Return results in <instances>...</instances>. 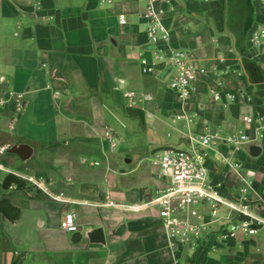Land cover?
<instances>
[{
  "label": "crops",
  "instance_id": "crops-1",
  "mask_svg": "<svg viewBox=\"0 0 264 264\" xmlns=\"http://www.w3.org/2000/svg\"><path fill=\"white\" fill-rule=\"evenodd\" d=\"M159 7L171 49L197 70L185 103L169 90L171 66L148 43L145 1L0 0V199L20 212L14 222L0 214V264H264V228L222 238L245 221L227 207L192 255L170 248L155 208H138L166 187L151 164L155 151L189 150L209 138L207 149L197 147L207 155L209 183L227 204L264 221V45L247 41L264 23V6L169 0ZM143 59L153 73H142ZM9 92L22 95L21 113ZM141 140V154L118 153ZM21 144L34 164L18 167L6 153ZM252 146L260 148L256 158ZM8 174L25 189H3ZM108 201L136 209L97 206ZM68 211L82 235L102 229L105 245L71 243L61 229ZM201 211L210 221L209 208Z\"/></svg>",
  "mask_w": 264,
  "mask_h": 264
},
{
  "label": "built area",
  "instance_id": "built-area-1",
  "mask_svg": "<svg viewBox=\"0 0 264 264\" xmlns=\"http://www.w3.org/2000/svg\"><path fill=\"white\" fill-rule=\"evenodd\" d=\"M145 1L143 18L147 22L146 37L152 48V53L157 61L166 60L172 68V76L169 81V90L181 103L187 102L195 92L194 84L197 79V70L187 60V55L181 51H174L170 47V33L163 22L164 12L159 7L168 4L169 0H142ZM211 2L214 0H200ZM264 6V0H255ZM119 24L124 25L123 16L119 18ZM248 44L251 48H259L264 45V23L257 27L248 37ZM143 74L153 73V68L143 59L140 61ZM218 95L217 92L213 91ZM9 98L15 102L14 112L21 113L24 109L22 95L7 93ZM132 96L129 95L128 98ZM219 96L214 99L219 100ZM233 100V97H228ZM5 102L0 98V107ZM247 124L255 121L244 118ZM262 123V120H257ZM105 138L111 141L110 132L105 133ZM245 137L241 141H245ZM196 147L189 150L175 148H163L152 154V167L156 170L159 179L166 182V187L158 194L139 206V209L155 208L161 220L162 229L167 237L171 249L185 251L191 255L203 249L202 235L205 228L214 222L218 209L227 207L245 218L231 228L230 232L222 234V238H232L238 231H244L246 235L252 236L257 228H264V221L252 216L246 207L237 208L227 204L221 197L218 187L208 181L206 169L207 155L197 147L207 149L211 144L209 138L195 141ZM28 184L49 196L52 200L66 203L61 197L49 194L43 187L41 180L28 179ZM104 208H129L120 206L111 201L98 204ZM204 206L209 208L210 221L203 223L204 213L201 211ZM61 229L67 234L76 233L75 213L68 211L64 214ZM175 264H180L175 261Z\"/></svg>",
  "mask_w": 264,
  "mask_h": 264
},
{
  "label": "water",
  "instance_id": "water-1",
  "mask_svg": "<svg viewBox=\"0 0 264 264\" xmlns=\"http://www.w3.org/2000/svg\"><path fill=\"white\" fill-rule=\"evenodd\" d=\"M6 153L17 156L22 162H27L33 157V150L28 145H17L12 146ZM260 154V148L258 146H252L249 149V156L251 158H256ZM28 194H33L34 190H27ZM82 238H85L89 244L95 245H105V236L103 230L98 228L96 230H91L89 232L81 234V230L77 229L76 233L72 234L71 243L76 244L80 242Z\"/></svg>",
  "mask_w": 264,
  "mask_h": 264
},
{
  "label": "trees",
  "instance_id": "trees-1",
  "mask_svg": "<svg viewBox=\"0 0 264 264\" xmlns=\"http://www.w3.org/2000/svg\"><path fill=\"white\" fill-rule=\"evenodd\" d=\"M1 186L3 189L14 186L18 190H22L25 189V182L12 174H8L4 178ZM0 214L9 222H14L18 219L20 212L17 208L13 207L7 199L2 198L0 199ZM18 263L19 262L16 261L13 264Z\"/></svg>",
  "mask_w": 264,
  "mask_h": 264
},
{
  "label": "rangeland",
  "instance_id": "rangeland-1",
  "mask_svg": "<svg viewBox=\"0 0 264 264\" xmlns=\"http://www.w3.org/2000/svg\"><path fill=\"white\" fill-rule=\"evenodd\" d=\"M249 37V36H248ZM248 41V40H247ZM144 148V143L143 141H138V142H127L126 145L124 147H122V149H120L118 151L119 152H123V151H127L126 153H133L132 151L134 152H137L140 153ZM141 154V153H140ZM15 158V157H14ZM128 160V157L126 158ZM15 160V163L18 167H24L26 165H30V164H34L35 162V159H30L28 162L24 163L22 161H20L19 159H14ZM124 163V161H123Z\"/></svg>",
  "mask_w": 264,
  "mask_h": 264
}]
</instances>
